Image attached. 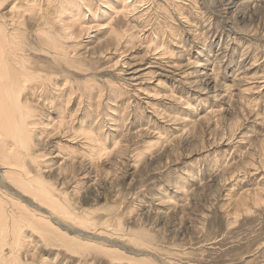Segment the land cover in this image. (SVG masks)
Wrapping results in <instances>:
<instances>
[{
    "label": "rangeland",
    "instance_id": "1",
    "mask_svg": "<svg viewBox=\"0 0 264 264\" xmlns=\"http://www.w3.org/2000/svg\"><path fill=\"white\" fill-rule=\"evenodd\" d=\"M16 1L0 4L7 23ZM37 5L22 45L53 71L23 93L38 126L18 151L56 205L2 164L0 197L58 233L25 227L20 247L1 243L6 264H264V0Z\"/></svg>",
    "mask_w": 264,
    "mask_h": 264
},
{
    "label": "bare ground",
    "instance_id": "2",
    "mask_svg": "<svg viewBox=\"0 0 264 264\" xmlns=\"http://www.w3.org/2000/svg\"><path fill=\"white\" fill-rule=\"evenodd\" d=\"M18 1H16L12 6V16L10 22L7 23V21L4 20L5 17H0V164L8 167L3 178H7L10 182L12 181L13 183H11L13 185L15 184L18 189L20 188L24 192L33 195L34 198L40 200V203L52 208L56 205L55 201L51 199L48 194H43V192L41 194H37L41 192V189H43H40L38 186L41 185V180L39 179V176H35L31 171H29L28 168L30 167L25 165V158H28V156L25 154H23V156L18 151L21 148L24 149L25 152L28 151L27 139L30 138L32 132V129L30 128L35 123L36 125L34 126H38V123L35 121V123H29L31 122L29 121L30 117H34L37 110L33 106L35 101H30L28 99L26 100L23 93L30 85L32 86V90L35 88H45L46 90L47 86L43 80V77H46L51 70L53 71V69H43L46 71L42 70V72L38 70L36 71L34 70L36 66L33 67L31 65L30 56L25 53L26 51L22 45L23 36L21 33H24L23 26L26 23L24 20L27 19V16L33 15L36 17L38 5L36 6V0H21V4H18ZM2 2H4V0H0V4ZM40 18L37 20L38 22L42 20ZM37 21L35 20V23ZM41 26L42 25H39L36 29H38L37 31L40 33L39 38H42V40L45 41L46 38H49L50 36L47 32H44ZM49 80L51 81L52 78H49ZM35 92L36 90H34L33 93ZM40 106H42V104ZM83 139L85 141L84 145L88 148L89 154H92L91 152H93V157L95 155H98V157L102 156L101 154L103 153V144L99 141V137L96 134H94L92 131H89L83 134ZM95 150L99 151L98 154L94 153ZM30 158L31 160H35L38 157H33L31 155ZM37 188L38 190H36ZM9 199L10 201L7 203L4 198L0 197V245L1 243H7L8 238H12L15 247H20L22 239L24 238L23 229L28 226H32L31 228L35 229L38 227L36 226L37 223L42 224V227H44L43 229H52L54 234L58 233L55 232L58 230L51 228L50 224L44 225L42 217L37 218L35 214H31L30 210L28 211V209H26L24 206H18V204H15V200L13 198ZM5 204L13 205V209L16 208L18 211H16L17 215L15 214L13 216V218H15L13 219V222L9 221L8 219H6L5 222V220L1 218ZM13 211L15 212V209ZM57 211L59 214H66L63 209H57ZM18 215L21 217V220L19 219ZM40 228L39 231H41ZM41 233H44V230ZM46 234H50V232ZM64 240H66V238H64ZM3 258L4 257H2L1 252L0 262L6 264V261Z\"/></svg>",
    "mask_w": 264,
    "mask_h": 264
}]
</instances>
